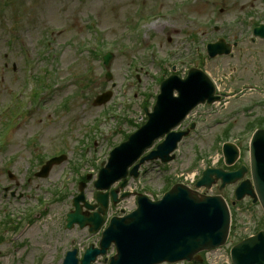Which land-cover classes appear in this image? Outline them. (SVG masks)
<instances>
[{"label": "rangeland", "instance_id": "374dc122", "mask_svg": "<svg viewBox=\"0 0 264 264\" xmlns=\"http://www.w3.org/2000/svg\"><path fill=\"white\" fill-rule=\"evenodd\" d=\"M174 1L183 0H0V106L23 85L26 55L31 61V71L36 65H46L38 58L42 53L39 47L44 36L50 39V48L57 52L60 76L68 73L67 69L74 66L73 71L79 73L91 67L93 78H97L94 89L84 92L87 98H76L68 111L59 109L58 103L67 93L76 91L77 86H68L67 89H62L66 91L51 96L49 109L46 108L44 112L34 111L24 124L11 133L4 144V147L9 148L4 153L20 154L13 167L14 171L19 170L20 176H23L30 156L26 148L29 147L27 141L32 136L40 135L39 143L49 153L65 148L63 137L70 139L71 145L81 137L86 139V135L93 131L96 119L102 117V107L93 105L95 96L111 88L115 82L117 96L113 105L120 114L99 122V130L96 131L97 147H90L98 153V160L105 158L109 148L122 139L123 132L134 130L128 119L137 122V118L143 114L141 103L146 98L142 92L147 83H150L147 90L151 93L158 90V83L153 80L158 72L155 58L159 50L166 53L179 49L186 53L187 49L184 50L182 45L188 42V35L191 32L198 33L200 37L206 35V30L200 32L206 29L204 22L209 18L233 21L246 11L231 1L226 3L220 0L216 7L210 5L207 10L203 7L199 11L200 15L196 14V23H191L187 21L188 17H180L178 11L172 12ZM202 3L205 4L206 0H201L199 4ZM142 6L146 14L153 11H162V14L141 19L136 29L129 28L128 19L133 17L136 20V10ZM9 40L13 43L9 44ZM100 43L103 51L109 49L115 53L111 66L114 76L112 82H107L104 78L102 61L92 58L88 50ZM83 44L87 46L83 48ZM246 52L243 49L233 59L221 58L209 63V68L214 77L219 79L222 89L231 90V94L238 95L226 99L217 114L210 111L211 115L205 123L200 121L198 129L182 143L178 160L169 167L161 171L154 163L148 164V172L141 180L135 181L147 189L146 193L161 194L166 176H180L199 169V164L191 166L199 154L208 153L212 159H216L217 152L213 150L212 143L216 135L227 126L230 125V133L234 139L241 138L243 144L246 143L249 136L242 139L241 135L247 121L258 116L264 117V41L253 45L251 53ZM240 53L245 54L241 57ZM134 56L141 61L138 68L129 64ZM136 74H139L140 81ZM59 75L56 77L57 84L67 82V79H60ZM245 82H255L257 87L246 88L241 92L240 86ZM123 91L126 93L125 97L122 96ZM8 114L5 120L10 124L6 127L15 125L19 120L17 110ZM3 141L1 137L0 143ZM67 150L68 154H76L74 147H67ZM1 155L0 168H3L1 160L5 158V154ZM67 164L64 162L54 167L48 181L43 179L36 183L46 181L44 184L49 182L53 186L62 173L67 172ZM82 166L84 169L93 168L91 164L83 163ZM2 175L0 173L1 179ZM72 182L70 180V186H73ZM132 186L135 187L136 184L132 182ZM92 190L93 187L90 186L88 195H91ZM68 199L57 204L52 202L42 218L36 220L22 237L14 240L15 244L21 243L23 247L15 251L17 247L10 241L0 247L3 250L0 264H31L34 258L42 260L43 264H59L60 256L66 249L75 245L87 246L88 241H96L98 236L91 235L87 229L65 228V217L72 207L71 197ZM132 199L133 197L125 199L120 206L133 207ZM262 217L259 206H254L252 210L240 209L237 221L242 226L238 228V232H251L254 229V218Z\"/></svg>", "mask_w": 264, "mask_h": 264}, {"label": "water", "instance_id": "95a60500", "mask_svg": "<svg viewBox=\"0 0 264 264\" xmlns=\"http://www.w3.org/2000/svg\"><path fill=\"white\" fill-rule=\"evenodd\" d=\"M200 201L201 202H208V203L220 204L222 206L220 209L224 208L223 203L222 202H219L218 200H213L211 198H206L205 200H200ZM72 218L81 220V216L77 212L72 215ZM200 240H206V235L200 236ZM89 253H91V252H89Z\"/></svg>", "mask_w": 264, "mask_h": 264}, {"label": "flooded vegetation", "instance_id": "af4514ba", "mask_svg": "<svg viewBox=\"0 0 264 264\" xmlns=\"http://www.w3.org/2000/svg\"><path fill=\"white\" fill-rule=\"evenodd\" d=\"M5 196H7L6 194H4Z\"/></svg>", "mask_w": 264, "mask_h": 264}]
</instances>
